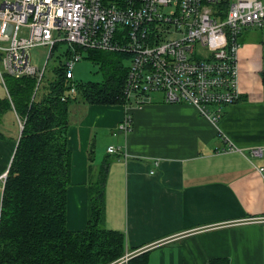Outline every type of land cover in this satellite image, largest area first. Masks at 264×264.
I'll return each instance as SVG.
<instances>
[{
	"label": "crops",
	"instance_id": "crops-1",
	"mask_svg": "<svg viewBox=\"0 0 264 264\" xmlns=\"http://www.w3.org/2000/svg\"><path fill=\"white\" fill-rule=\"evenodd\" d=\"M236 50L240 99L211 123L188 103L159 95L140 106L76 104L69 111L71 175L65 228L87 222V167L106 158L105 222L122 231L126 264H264V28L244 30ZM131 117L130 131L116 125ZM114 146V154L106 153ZM260 148L262 156L252 157ZM110 155V156H109ZM0 176V190L1 188ZM1 198V193H0Z\"/></svg>",
	"mask_w": 264,
	"mask_h": 264
},
{
	"label": "built area",
	"instance_id": "built-area-1",
	"mask_svg": "<svg viewBox=\"0 0 264 264\" xmlns=\"http://www.w3.org/2000/svg\"><path fill=\"white\" fill-rule=\"evenodd\" d=\"M253 26L264 28L263 0H3L0 84L4 88L3 75L33 76L37 86L45 67H33L27 50L45 44L51 51L59 39L72 49L68 80L82 59L75 48L114 51L127 57V101L140 106L158 94L164 103H188L215 124L222 108L240 99L236 50L240 34ZM20 28L28 29V37H18ZM56 31L63 37L53 39ZM69 87L73 94V83ZM130 122L125 115L116 127L128 132ZM115 152L114 146L106 151ZM250 154L261 157L262 150ZM258 172L264 178V167Z\"/></svg>",
	"mask_w": 264,
	"mask_h": 264
},
{
	"label": "trees",
	"instance_id": "trees-1",
	"mask_svg": "<svg viewBox=\"0 0 264 264\" xmlns=\"http://www.w3.org/2000/svg\"><path fill=\"white\" fill-rule=\"evenodd\" d=\"M75 51L97 65L102 73L100 82L68 80L65 63L60 61L51 70L53 79L44 77L37 86L33 76L3 75L0 176L4 172L6 176L1 178L0 264H117L125 256L122 231L104 226L103 194L109 159L92 168V147L87 154L85 228L70 232L64 224L72 160L67 143L70 106L136 105L124 98L127 57L101 49ZM71 53L68 49L64 57L68 59ZM260 77L264 83V73ZM72 83L73 94L69 92ZM7 112H11V118L5 124L3 115ZM146 263L147 253H143L126 264ZM206 264L228 263L220 257Z\"/></svg>",
	"mask_w": 264,
	"mask_h": 264
},
{
	"label": "rangeland",
	"instance_id": "rangeland-1",
	"mask_svg": "<svg viewBox=\"0 0 264 264\" xmlns=\"http://www.w3.org/2000/svg\"><path fill=\"white\" fill-rule=\"evenodd\" d=\"M28 34L29 32L27 28H20L18 31L19 38L28 37ZM57 37L61 38L63 37V34H59L57 31L52 32V38L56 39ZM54 45L55 46L51 51H50V46L45 44L35 45L33 47L31 46L27 50V55H28L27 59L29 60V62L32 64L33 67L39 70H42L45 67L43 74L47 80L53 79L54 75L51 70L58 65L59 61L62 63L68 61V59L64 57L65 55L64 53L65 51L71 48V45L59 41V39L55 41ZM81 58L82 59L79 60L78 62L73 63L72 68L70 69L72 73L71 74L72 78L77 82L86 81V80L92 82H100V80L102 79V73L98 72L97 65H93V63H91V61H89L88 58L84 57V54L81 55ZM3 92L4 89L0 87V96L3 94ZM75 105L76 103H73L70 106V111L73 109ZM10 116H11V112H7L3 115L5 124L8 119L10 120L11 118Z\"/></svg>",
	"mask_w": 264,
	"mask_h": 264
},
{
	"label": "water",
	"instance_id": "water-1",
	"mask_svg": "<svg viewBox=\"0 0 264 264\" xmlns=\"http://www.w3.org/2000/svg\"><path fill=\"white\" fill-rule=\"evenodd\" d=\"M3 174H4L3 177L5 178V176H6L5 172Z\"/></svg>",
	"mask_w": 264,
	"mask_h": 264
}]
</instances>
